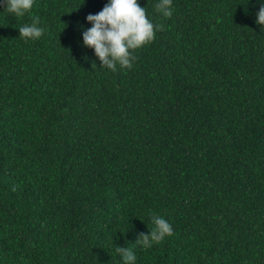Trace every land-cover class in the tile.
Listing matches in <instances>:
<instances>
[{"label": "trees", "instance_id": "1", "mask_svg": "<svg viewBox=\"0 0 264 264\" xmlns=\"http://www.w3.org/2000/svg\"><path fill=\"white\" fill-rule=\"evenodd\" d=\"M108 2L0 6V264H264V0H137L163 30L116 71L83 44Z\"/></svg>", "mask_w": 264, "mask_h": 264}, {"label": "clouds", "instance_id": "2", "mask_svg": "<svg viewBox=\"0 0 264 264\" xmlns=\"http://www.w3.org/2000/svg\"><path fill=\"white\" fill-rule=\"evenodd\" d=\"M172 0H159L155 5L158 12L170 18L173 10ZM6 5V10L16 17L23 16L33 6V0H0V6ZM256 23L264 26V4L256 14ZM87 21L93 26L83 32V44L93 48L96 56L102 62L101 67L111 71L131 69L136 59L133 52L153 41L156 31L163 30V25H154L146 16V10L137 0H109L103 9L96 14H89ZM30 25L19 28L20 37L24 39H39L44 29L38 27L39 17H33ZM264 30V27H262ZM63 31V30H62ZM94 66V65H93ZM154 228L150 234L140 233L136 244H141L145 250L153 243H160L166 236L173 234L171 224L163 217L152 215ZM116 252L122 257L124 264H135L136 256L128 247H118Z\"/></svg>", "mask_w": 264, "mask_h": 264}]
</instances>
